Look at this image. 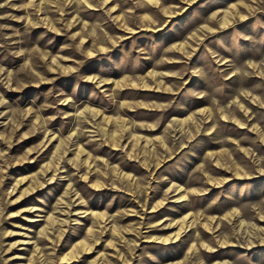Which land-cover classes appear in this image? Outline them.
Masks as SVG:
<instances>
[{"label":"rangeland","instance_id":"rangeland-1","mask_svg":"<svg viewBox=\"0 0 264 264\" xmlns=\"http://www.w3.org/2000/svg\"><path fill=\"white\" fill-rule=\"evenodd\" d=\"M121 230L264 264V0H0V264Z\"/></svg>","mask_w":264,"mask_h":264},{"label":"crops","instance_id":"crops-1","mask_svg":"<svg viewBox=\"0 0 264 264\" xmlns=\"http://www.w3.org/2000/svg\"><path fill=\"white\" fill-rule=\"evenodd\" d=\"M146 219L149 216L145 217ZM129 219H135L129 217ZM172 232L161 231H137V230H121L116 232V262L108 264H205L202 255L197 253L195 248L185 249L183 253H179L177 247L182 248L179 242L160 241V239L168 238ZM156 235V238H152ZM81 244L80 252L83 251ZM152 247L161 248V254H154L149 251ZM163 254V252H165Z\"/></svg>","mask_w":264,"mask_h":264}]
</instances>
